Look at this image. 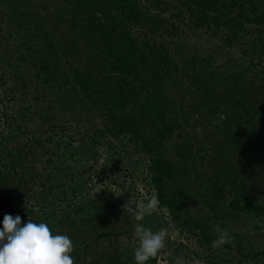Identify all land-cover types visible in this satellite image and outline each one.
<instances>
[{
  "label": "trees",
  "instance_id": "16d2710c",
  "mask_svg": "<svg viewBox=\"0 0 264 264\" xmlns=\"http://www.w3.org/2000/svg\"><path fill=\"white\" fill-rule=\"evenodd\" d=\"M3 24L20 43L13 63L0 35V86L44 85L35 101L51 107L38 109L30 131L16 122L33 120L22 98L9 123L0 97V227L6 214L46 222L71 238L74 264H135L134 215L106 189L86 193L76 175L107 137L120 140L112 154L126 156L109 157L103 181L116 184L126 162L144 196L155 190L168 209L145 227L159 230L167 215L212 245L216 228L187 206L199 192L201 210L223 225L264 218V202L247 191L264 196V0H0ZM200 35L209 47L192 43ZM65 116L86 131L75 147L53 125ZM231 236L224 246L242 254ZM245 258L264 264V248Z\"/></svg>",
  "mask_w": 264,
  "mask_h": 264
},
{
  "label": "rangeland",
  "instance_id": "374dc122",
  "mask_svg": "<svg viewBox=\"0 0 264 264\" xmlns=\"http://www.w3.org/2000/svg\"><path fill=\"white\" fill-rule=\"evenodd\" d=\"M0 31H2L0 35L7 41L8 49L12 51L10 57L12 59V62L15 63L16 59L14 57H16L17 53L19 52L16 51L14 53L13 51H15L16 47L19 46L20 37L13 34L9 36L7 34L6 24L2 25V29ZM7 37H9V39H7ZM0 40L2 39L0 38ZM191 40L192 43H197L195 45H197L198 47L207 48L210 45L205 35H200L198 38L192 37ZM213 45H215V43H213ZM7 71V67H5V65L0 60V75L1 73L4 74V72ZM5 88L8 87L0 86V97L4 100L3 107L5 113L10 117L9 123H13L17 111H20L19 107L22 105V103L16 101L18 99L21 100L22 98V100L24 101L23 105L29 107V115H32L33 120L32 122L28 123L26 121H23L24 124L21 123L18 119L16 120V122L20 125L26 126L30 131L37 130L36 128H38L39 126V120L37 118V114L39 113L38 109H40L41 111V108L47 109L51 107V105H47L49 104V102H51L50 98H47V102L43 107H41V104L39 102L35 101V97L37 95H47L45 86L42 85L41 90H39V87L30 84L29 87L21 89L19 85L16 84L13 85L14 90L12 92H6L7 90H5ZM38 90L41 91V94ZM62 121L63 122L61 123H59L60 121H57L53 123V125H60L62 127H65L66 134L72 136L74 139L73 141H76L72 144V146L75 147L78 140L82 137L81 135H84L86 131L81 123L76 124L75 120L69 116L63 117ZM174 141L175 143H180L182 140L177 139ZM118 142H120V140L118 141L111 137H107L106 143L103 146L96 147L97 149L95 148L94 153L97 160L94 163L89 160V164H87L79 174L76 173V175L80 177V180L85 178L87 189L86 193L89 190L90 195H93L94 193H100L101 191H103V189H106L113 193L115 197L120 198L118 203L121 205V207L122 205H124V209H126L130 215H134V206L136 205L137 201L145 200L147 197L144 196V193L146 192L145 187H143L142 184H140L138 180L135 179V174H133L131 168L127 169L129 165L125 162L123 166L121 165V168L125 171L123 173H117L111 176V179L114 180L116 184L108 182L107 180H105L104 182L102 179L104 178V176L106 177V170L109 167L108 165H111V163L109 164V159H111L109 157H112V160L119 162V158H121V156H126V153L119 155V153H121L120 150H118L119 153L115 151L116 154H112L114 149H108V145L114 147L115 145L119 144ZM167 153H169L168 156H172L170 148ZM206 167L207 166L205 164L197 163L198 171H200L201 174L206 173ZM137 168L140 171L144 170V168L140 164ZM100 171L104 173V176H102V174H99ZM88 176L90 177V180L87 182ZM135 189L137 190L135 191ZM132 190H134L135 192H131ZM247 191H253V193H255V195H258L260 200L264 202V196L262 195L260 190L253 188L252 185H248ZM200 195L202 196L203 192H199V195H196L195 200L189 199L187 201L189 213L193 216L199 214L202 219L210 220L209 222L212 223L215 228L219 226L222 229L228 231L230 234L237 233L242 240L243 246L246 247L245 250L242 254H237L234 244H231L229 248H226L225 246H222L220 248H213L212 245H207L201 239L190 236L187 233V230L180 228L176 223L172 222L169 217H167V215H164L162 223L164 224L163 227L168 228L169 236L166 240V246L157 256L156 264H217L218 262L225 263L227 261L231 264H261L260 261H254L250 258H245V255L249 252H252V250L259 251L264 248V218L262 220L252 218H245L238 221L231 220L230 222H227L223 225L221 224L222 219L213 221L211 219V215L209 217L206 215L205 210H201L202 201ZM127 204L128 207L126 208ZM255 226H258L259 228L256 229ZM134 241V239L131 240V243H133Z\"/></svg>",
  "mask_w": 264,
  "mask_h": 264
},
{
  "label": "clouds",
  "instance_id": "9594fccd",
  "mask_svg": "<svg viewBox=\"0 0 264 264\" xmlns=\"http://www.w3.org/2000/svg\"><path fill=\"white\" fill-rule=\"evenodd\" d=\"M128 204L126 205V208ZM160 206L158 195L153 193L145 200L137 201L134 209V240L136 247L133 256L135 264H148L166 246L169 230L161 227L157 231L145 227L143 221L156 213H167ZM213 248L230 244L231 234L217 226ZM74 244L67 234L53 233L48 223L28 219L22 225L19 215L6 214L0 227V264H74L71 255Z\"/></svg>",
  "mask_w": 264,
  "mask_h": 264
}]
</instances>
